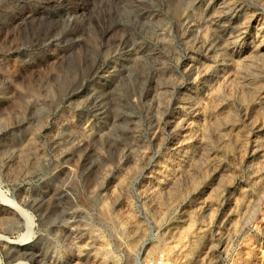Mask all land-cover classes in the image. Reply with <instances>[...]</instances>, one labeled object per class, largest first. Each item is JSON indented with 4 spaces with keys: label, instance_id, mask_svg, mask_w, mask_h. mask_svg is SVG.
<instances>
[{
    "label": "rangeland",
    "instance_id": "rangeland-1",
    "mask_svg": "<svg viewBox=\"0 0 264 264\" xmlns=\"http://www.w3.org/2000/svg\"><path fill=\"white\" fill-rule=\"evenodd\" d=\"M0 264H264V0H0Z\"/></svg>",
    "mask_w": 264,
    "mask_h": 264
}]
</instances>
